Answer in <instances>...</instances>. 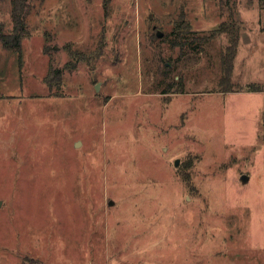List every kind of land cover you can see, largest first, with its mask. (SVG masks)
<instances>
[{"label": "rangeland", "instance_id": "obj_1", "mask_svg": "<svg viewBox=\"0 0 264 264\" xmlns=\"http://www.w3.org/2000/svg\"><path fill=\"white\" fill-rule=\"evenodd\" d=\"M26 20L23 63L0 41V264H264V0H30ZM231 20L224 93L228 36L170 34Z\"/></svg>", "mask_w": 264, "mask_h": 264}, {"label": "trees", "instance_id": "obj_2", "mask_svg": "<svg viewBox=\"0 0 264 264\" xmlns=\"http://www.w3.org/2000/svg\"><path fill=\"white\" fill-rule=\"evenodd\" d=\"M29 1L30 0H11L13 21L12 31L8 32L4 23L0 22V41L3 47L18 54L20 62L23 61V41L30 34L26 20V12L29 6ZM241 29L242 28L240 24L234 20L224 21L216 29L212 30L209 35L197 36L194 34V32L186 30L183 25L180 24V26L172 34H170L175 36V38H172L170 42L173 46H180L183 49L193 41L204 43L217 37L218 35L226 34L228 36V44L221 55L222 76L219 80V91L224 93L233 92L236 91L235 89H237L236 84L233 82V74L235 68L234 61L238 54L241 41ZM165 40H169L168 36L165 37ZM166 70V76L169 77L170 68L166 66ZM61 73L62 70L53 68L51 62L50 71L46 78V83L51 90L53 89L54 85H60L62 79ZM172 85L173 84H171V86ZM171 86L165 88L164 93L184 92V83L182 77L180 78L179 82H177V87L174 88V86Z\"/></svg>", "mask_w": 264, "mask_h": 264}, {"label": "water", "instance_id": "obj_3", "mask_svg": "<svg viewBox=\"0 0 264 264\" xmlns=\"http://www.w3.org/2000/svg\"><path fill=\"white\" fill-rule=\"evenodd\" d=\"M158 36H159V37H163V33H162V32H159V33H158ZM175 164H176V166L179 165V160H176V163H175ZM242 180H243L244 182H246V181L248 180V177L244 175V176L242 177ZM0 205H2V201H0Z\"/></svg>", "mask_w": 264, "mask_h": 264}]
</instances>
